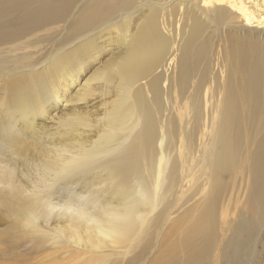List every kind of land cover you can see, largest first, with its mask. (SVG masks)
<instances>
[{"label": "bare ground", "instance_id": "obj_1", "mask_svg": "<svg viewBox=\"0 0 264 264\" xmlns=\"http://www.w3.org/2000/svg\"><path fill=\"white\" fill-rule=\"evenodd\" d=\"M70 1L0 0V264H264V0Z\"/></svg>", "mask_w": 264, "mask_h": 264}, {"label": "rangeland", "instance_id": "obj_2", "mask_svg": "<svg viewBox=\"0 0 264 264\" xmlns=\"http://www.w3.org/2000/svg\"><path fill=\"white\" fill-rule=\"evenodd\" d=\"M65 2L67 1H69V0H64ZM87 0H72V1H70L71 2V7H70V9H69V11H70V13L68 12V16H66V18H65V20H63L62 21V23H59V24H57V26H55V27H53V28H58V31H57V33L52 37V40H49L48 42H46L41 48H40V51L41 50H43L44 48H46L45 46H48V45H50L51 43H55L56 41L57 42H59V39H61V38H63V35L65 34L64 32H65V30H63L64 32H62V31H60V26L59 25H61V26H68V24L70 23L69 22V20H70V14H72L74 11H76V10H78V8H80V7H84V5L87 3L86 2ZM176 4V3H175ZM174 4V5H175ZM171 6L169 9H171L172 7H175V9H176V6ZM78 7V8H77ZM169 11V10H168ZM72 12V13H71ZM145 14H148V12H146V11H144V16H146ZM167 14V12H164V15H166ZM163 15V14H162ZM134 17V16H133ZM136 18H137V16H135V18H133V19H131L130 20V22H129V24L131 25V28L130 29H132V30H134L135 29V27H136V25L138 24V22H139V20H136ZM136 21H137V23H136ZM231 22H233V23H237L238 24V28H239V22H240V20L238 19V18H236V20L234 21V20H231ZM226 30V33H229L230 31H229V29L230 28H226V27H224V28H222L221 29V31H223L224 32V30ZM117 31V30H116ZM116 31H113L112 32V34L110 33V35H111V37L113 38V37H116L117 36V33H116ZM222 33V32H221ZM116 34V35H115ZM224 33H222V34H217L216 36H215V38H213V40L211 41V44H213V45H211V50L212 51H214L213 52V57H217V55L219 54L218 52L221 50V48L219 47L220 45H222L221 47H223L224 46V44H225V41H222V40H225V37H224V35H223ZM113 35V36H112ZM220 35V36H219ZM61 37V38H60ZM112 38H111V40H112ZM223 38V39H222ZM221 39V40H220ZM218 40V41H217ZM220 40V41H219ZM214 41V42H213ZM216 42V43H215ZM220 42V43H219ZM221 42H223V43H221ZM112 45V47H109L108 49H110V50H112V51H108L106 54H107V56H105L106 54H104V55H100L99 57H98V59H97V63L95 62L91 67H90V69L88 70V71H86L85 70V72H84V74H83V76H82V80H81V82L83 83V81L90 75V72L93 70V69H96V68H99L100 66H101V64L103 63V61L104 60H106L108 57H110V55L112 54V53H116V45H114V44H111ZM114 48V49H113ZM219 48V50H217ZM214 49V50H213ZM218 51V52H217ZM109 52H112V53H109ZM217 52V53H216ZM41 57V56H40ZM105 58V59H104ZM20 64H17V65H10V67H15V66H19ZM216 76H218V74L216 75ZM9 79H14L15 77L13 76H10V77H8ZM215 86H216V84H215V79L213 80V76H212V74H210L209 75V77H207L205 80H204V91L202 92V94H201V96L203 97V100H202V102H205V100L208 102V101H210L211 102V100H214V99H212L213 97H214V94H213V92H216L215 90H214V88H215ZM79 88V87H78ZM77 88V89H78ZM76 89V90H77ZM1 91H3L2 89H0V92ZM75 93V89H74V91H72V93L71 94H74ZM200 95V94H199ZM207 96V97H206ZM206 97V98H205ZM182 105H183V102L181 103ZM167 106L169 107V109H171V106L170 105H168L167 104ZM80 108V107H79ZM63 109V107L61 106V109L60 110H62ZM66 109V108H65ZM209 110H212V108H210ZM178 113V112H177ZM166 114V113H165ZM38 122H41V121H38ZM45 123V122H44ZM47 123V124H46ZM46 123L45 124H43V123H41L42 125H44V126H46V125H48V126H50L51 125V122L48 120H46ZM43 126V127H44ZM207 127V126H206ZM201 141H202V143H201V145H200V147H198V156H201L202 155V152H201V150L203 149V148H205V146H206V143H207V137L205 136V138L203 137L202 139H201ZM193 187V186H192ZM202 196H204V194H202ZM197 201V200H196ZM195 201V202H196ZM194 202V203H195ZM178 217V219L180 220V221H184V222H187L188 221V218H181L180 216H177ZM2 219H4L2 216H0V230H2L4 227H5V225L3 224V222H1L2 221ZM219 252V247H217V249H216V253H218Z\"/></svg>", "mask_w": 264, "mask_h": 264}]
</instances>
